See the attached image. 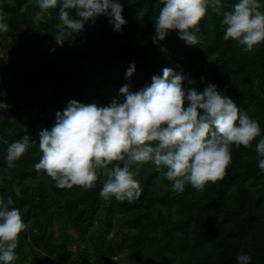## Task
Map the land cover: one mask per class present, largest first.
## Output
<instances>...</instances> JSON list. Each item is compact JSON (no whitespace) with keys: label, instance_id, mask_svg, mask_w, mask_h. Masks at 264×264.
Segmentation results:
<instances>
[{"label":"trees","instance_id":"trees-1","mask_svg":"<svg viewBox=\"0 0 264 264\" xmlns=\"http://www.w3.org/2000/svg\"><path fill=\"white\" fill-rule=\"evenodd\" d=\"M119 2L126 21L120 31L99 16L78 32L65 29L58 45L59 5L37 23L36 0H0L9 27L0 32V103L9 105L0 109V198L11 197L27 225L12 264H236L241 253L251 255V264H264V172L258 167L264 157L255 151L264 138V43L249 52L223 38V13L239 0H222L220 15L207 10L194 32L197 45H188L178 31L154 42L161 0ZM259 2L264 11V0ZM166 67L185 76L186 90L215 84L258 121L260 136L249 148L232 146L222 179L203 191L186 184L176 193L167 169L149 162L135 177L141 195L129 202L100 196L103 170L92 189H60L35 171L42 155L38 133L51 129L70 100L106 106L123 99L124 84L138 91ZM24 135L31 147L8 168L7 148Z\"/></svg>","mask_w":264,"mask_h":264},{"label":"clouds","instance_id":"clouds-1","mask_svg":"<svg viewBox=\"0 0 264 264\" xmlns=\"http://www.w3.org/2000/svg\"><path fill=\"white\" fill-rule=\"evenodd\" d=\"M39 11L34 22H40L50 9L59 5V21L63 25L55 37L62 45L65 29L78 32L85 21L99 16L109 17L114 30L126 23L119 0H36ZM155 22L156 40L162 41L169 31H178L188 45H197L199 22L210 8L220 15L222 0H161ZM259 0H239L231 11L223 13L224 39L237 42L244 51H252L264 43V11ZM74 11V18L70 14ZM0 12V32L9 30ZM194 30V31H190ZM135 72L131 64L125 72L128 80ZM203 81V78H201ZM185 76L164 68L162 76L154 75L151 84L131 91L126 83L119 96L106 106L82 104L70 100L63 111H57L51 129L39 131L37 173L43 171L60 189L73 186L92 189L103 170L106 180L100 196L108 200L129 202L141 195L135 179L140 166L153 163L167 169L165 177L172 182L171 191L183 193L186 184L203 191L208 182L222 179L231 163V149L249 148L260 136L258 121L241 112L235 101L222 95L217 86L208 83L202 92L183 83ZM187 104V106H185ZM9 105L0 103V109ZM34 142V141H33ZM31 147L30 137L12 142L7 148V167L13 168ZM256 153L264 157V138L256 144ZM115 162V163H114ZM122 162V166L120 163ZM109 165H113L111 168ZM258 167L264 172V159ZM13 199L0 198V264H12L18 257L15 249L19 236L27 228L20 209L12 207ZM251 255L241 253L236 264H251Z\"/></svg>","mask_w":264,"mask_h":264},{"label":"rangeland","instance_id":"rangeland-1","mask_svg":"<svg viewBox=\"0 0 264 264\" xmlns=\"http://www.w3.org/2000/svg\"><path fill=\"white\" fill-rule=\"evenodd\" d=\"M16 189H17V188H16ZM122 229H125V228H124V227H122ZM109 236H113V237H114V234H113V235H112V234H111V235L109 234Z\"/></svg>","mask_w":264,"mask_h":264}]
</instances>
